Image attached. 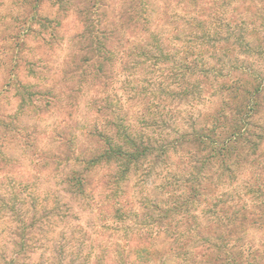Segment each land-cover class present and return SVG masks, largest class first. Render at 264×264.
<instances>
[{
	"label": "trees",
	"instance_id": "1",
	"mask_svg": "<svg viewBox=\"0 0 264 264\" xmlns=\"http://www.w3.org/2000/svg\"><path fill=\"white\" fill-rule=\"evenodd\" d=\"M23 3L33 12L24 17L16 35L9 36L15 43L6 61L10 70L25 62L23 39L33 32L32 20L38 16L41 0ZM124 12L127 20L117 24V32L105 35L107 45L94 33L96 24L84 19L89 39L85 52L92 53L90 59L96 65L95 72L87 73L103 78L102 84L109 87L111 95L99 99L96 105L94 113L102 115L101 124L94 118L82 132L94 143L76 152L71 143H77L78 134L63 137L70 148L67 157L71 164L63 182L71 197L89 200L93 193L87 188V177L103 169L100 181L104 193L99 200L103 205L95 212V229L78 223L59 236L57 255L68 244L74 254L69 259L71 264H264V242L254 244V240L246 239L250 230L264 231V152L258 151L264 136L261 129L255 132L251 120L260 106L264 81L259 74L246 70L231 76L232 67L229 71L222 62L236 43H230V38L249 46L248 40L241 38L240 30L221 39L220 27L214 25L211 32L213 23L197 21L187 33L181 30L180 38L170 41L178 48L161 46V37L155 31L148 33V38L137 41L127 37L122 42L118 31L138 27V31L147 33L149 24L143 18H132L134 6ZM37 19L42 44L51 47L59 37L57 24L51 25L43 17ZM7 52L0 49V56ZM123 58L127 61L122 65ZM116 60H120V72L124 74L117 89L135 106L132 121L126 114H114L113 107L121 99L113 85L119 73L110 68ZM3 64L4 60L0 61V66ZM23 93L32 97L29 90ZM198 104L203 111L197 117L194 111ZM196 117L198 122H193ZM181 122L191 129L180 126ZM8 123L1 115L0 163L5 165L8 154L3 142L12 140L9 135L20 134ZM243 174L244 180L240 176ZM8 188L9 192L4 190L8 194L0 195L1 214H13L24 205L21 195L27 184L17 190ZM45 203L41 205L46 215L52 213L63 220L72 213L69 206L60 213L56 212L60 206H49L46 211ZM103 235L114 239L110 251L114 258L108 256L105 244H93L95 237ZM15 236L19 239L10 242L9 262L3 260L4 246L0 264H19V259L27 255L25 231Z\"/></svg>",
	"mask_w": 264,
	"mask_h": 264
},
{
	"label": "rangeland",
	"instance_id": "2",
	"mask_svg": "<svg viewBox=\"0 0 264 264\" xmlns=\"http://www.w3.org/2000/svg\"><path fill=\"white\" fill-rule=\"evenodd\" d=\"M129 6L136 7V13L132 14L133 19L147 20L148 32L141 33L138 27L122 29V33L118 31L122 42L127 37L137 41L145 39L149 37L148 33L155 31L161 37V46L172 48L170 41H174V37L180 38L181 30L187 33L192 28L190 25L194 26L197 21L213 23L211 32L215 30L214 25L220 27L218 36L221 39L228 37L229 32L237 34L240 30L243 32L241 38L244 40L245 36L249 46L244 45V41L230 38V43H236L229 47L222 62L229 71L232 67L231 76H237L246 70L259 74L264 81V0H41L38 16L32 20L33 32H29L23 39L21 51L25 62H19L18 69L13 70L6 63L10 46L15 44L9 36L16 35L18 26H22L25 21L24 17L32 14L33 10L23 0H0V49L8 50L4 57L0 56V61L4 60L5 63L0 66V116L11 122L8 123L9 127L20 133L9 135L12 140L8 138L3 142V150L8 154V164L0 163V195L8 194V186L17 190V187L24 188V184H27V189L21 195L23 208L13 214L0 213V250L6 247L3 259L5 262H9L10 253L7 251L12 249L10 242L19 239L15 234L22 229L26 233L28 245L24 250L27 255H21L19 264H57L58 259L62 260L61 264H71L69 259L74 254L68 244L57 255L56 242L59 236L69 226L74 227L78 223L88 229H95V212L103 205L99 200L104 193L100 181L104 170L96 169L87 177V188L92 189V199L95 200L93 204L92 199L80 201L78 197H71L63 182L71 165L67 157L70 148L63 137L68 138L72 132L78 134L77 143H71L76 152L88 146L87 143H94V140H88L82 132L86 123L94 118L101 124L102 115L95 116L94 113L96 105L99 99L111 95L109 87L102 84L103 78L87 73L95 72L96 65L90 59L92 53L85 52L88 50L89 39L86 38L88 34L84 29V19L96 24L94 33L107 45L109 40L105 35L110 31L117 32V24H123L127 20L128 16L124 11ZM38 17L47 18L44 20H49L51 25L57 24L59 37L51 47L43 46L41 36L37 33ZM109 23L112 24L111 27ZM94 29L91 36H94ZM22 31L23 27L19 29V32ZM223 43L221 41L220 44ZM120 60L123 65L127 58ZM120 60L114 61L110 66L119 73L115 78L116 83H113L116 89L124 75L120 72ZM137 70L135 74L140 77ZM13 74L15 76L11 78ZM81 78L82 82L79 81ZM23 90L31 91L32 97L22 94ZM115 94L121 98L113 107L115 116L126 114L127 119L132 121L136 116L135 106H131L132 103L126 100V94L120 89L115 90ZM259 103L258 111L251 120L255 132L261 129L264 136V93L261 94ZM199 109L198 104V112L195 110L194 116L201 115L203 110ZM185 114L186 112H182V115ZM197 117L193 122H198ZM181 123L180 126L191 129L190 125ZM261 150L264 152V137L259 140L258 151ZM248 172L246 170V175H249ZM244 175H240L243 180ZM44 202L46 211L49 206L52 209L60 206L56 210L60 213L61 209L69 206L72 213L63 220L60 216H51L52 213L46 215L41 205ZM246 239L254 240V244L264 242V231L250 230ZM93 244H105L109 251L108 256L114 258V253H110L114 248V239L111 236L95 237Z\"/></svg>",
	"mask_w": 264,
	"mask_h": 264
}]
</instances>
